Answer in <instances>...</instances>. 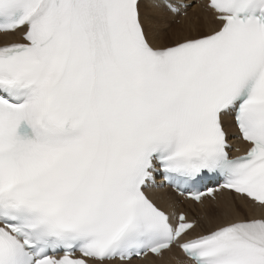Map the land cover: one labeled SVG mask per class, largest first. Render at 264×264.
I'll return each mask as SVG.
<instances>
[{
  "label": "snow or ice",
  "instance_id": "1",
  "mask_svg": "<svg viewBox=\"0 0 264 264\" xmlns=\"http://www.w3.org/2000/svg\"><path fill=\"white\" fill-rule=\"evenodd\" d=\"M0 39V264H264V0H0Z\"/></svg>",
  "mask_w": 264,
  "mask_h": 264
},
{
  "label": "bare ground",
  "instance_id": "2",
  "mask_svg": "<svg viewBox=\"0 0 264 264\" xmlns=\"http://www.w3.org/2000/svg\"><path fill=\"white\" fill-rule=\"evenodd\" d=\"M2 39H0V43H2ZM159 195H163L162 193H158ZM140 264H148L147 260L144 262H140ZM166 264H177V261L175 259H169Z\"/></svg>",
  "mask_w": 264,
  "mask_h": 264
},
{
  "label": "rangeland",
  "instance_id": "3",
  "mask_svg": "<svg viewBox=\"0 0 264 264\" xmlns=\"http://www.w3.org/2000/svg\"><path fill=\"white\" fill-rule=\"evenodd\" d=\"M173 27H175V25H173Z\"/></svg>",
  "mask_w": 264,
  "mask_h": 264
}]
</instances>
